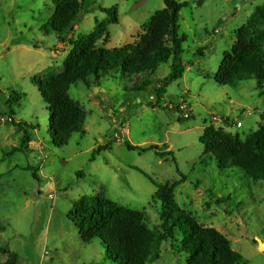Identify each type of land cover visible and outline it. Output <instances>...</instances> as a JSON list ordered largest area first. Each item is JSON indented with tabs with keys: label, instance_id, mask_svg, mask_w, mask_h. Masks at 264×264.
Segmentation results:
<instances>
[{
	"label": "rangeland",
	"instance_id": "1",
	"mask_svg": "<svg viewBox=\"0 0 264 264\" xmlns=\"http://www.w3.org/2000/svg\"><path fill=\"white\" fill-rule=\"evenodd\" d=\"M81 1L79 17L62 41L47 24L50 0H0V263L13 252L19 264H114L98 239L81 240L70 213L80 196L98 195L144 214L155 235L146 264H185L180 234L174 240L158 237L161 202L153 181L180 183L174 189L180 208L224 234L247 264H264V181L238 168H219L213 157L203 160L199 142L209 124L241 139L264 130V95L254 79L235 86L213 80L235 29L264 0H205L201 6L177 0L188 3L178 29L186 36L180 54L185 69L166 87L162 107L149 104L155 101L150 87L130 90L143 75H106L91 87L79 82L69 94L86 110L84 133H73L67 145L57 147L34 78L60 74L72 49L69 41L94 31H100L99 46L135 43L164 7L163 0ZM112 6L115 23L102 10ZM200 47L202 54L196 55ZM169 72L170 63L161 64L150 79ZM10 117L38 125L26 127L31 138L26 150L11 151L22 133ZM125 142L157 148L140 153ZM106 144L91 160L92 151Z\"/></svg>",
	"mask_w": 264,
	"mask_h": 264
},
{
	"label": "trees",
	"instance_id": "2",
	"mask_svg": "<svg viewBox=\"0 0 264 264\" xmlns=\"http://www.w3.org/2000/svg\"><path fill=\"white\" fill-rule=\"evenodd\" d=\"M50 1L53 11L47 24L58 34L59 39L65 41L72 24L79 17L82 1ZM204 1L197 0L196 6H201ZM163 2L164 7L151 16L135 43L114 48L99 46L100 31H94L86 39L80 37L69 41L72 49L60 74L34 78L33 83L46 103L53 145L63 147L68 144L73 133H84L86 110L69 94L70 88L79 82L91 87L93 84L99 85L101 78L106 75L119 73L124 78L127 75L133 78L143 75L130 90L142 91L150 87L155 101L149 104L162 107L161 100L166 87L180 78L185 69L180 54L186 36L179 35L178 29L180 11L188 5L185 1L177 0ZM102 10L108 14L111 23L117 22L116 6ZM99 27L106 30L103 23ZM234 35V43L230 50L223 52L218 69L213 74L214 82L221 86H235L240 81L254 79L260 95H264V2L254 7L245 23L235 29ZM202 49L198 48L196 55H201ZM168 63V75L152 81L150 76L161 64ZM164 107L170 109L167 105ZM9 119L22 133L19 146L13 147L11 151L26 150L31 141L26 127L35 130L38 125L16 123L11 117ZM199 142L203 148V160L213 157L219 168H238L253 180L264 181V130L241 139L209 124ZM108 146L106 144L94 149L91 160ZM125 146L140 153L157 148L150 146L142 149L129 142H125ZM156 154L162 156L165 153ZM152 183L156 187L155 197L161 202V232L158 237L161 240H174L178 232L179 248L187 255L185 264H247V260L232 248L224 234L213 226L200 224L179 207L174 199V189L180 183ZM70 213L75 216L72 220L81 240L89 243L98 239L114 264L147 263L155 235L148 228L142 212L124 207L104 196L82 195L73 202ZM156 258L157 253L153 260ZM0 264H19L16 253H8L6 260Z\"/></svg>",
	"mask_w": 264,
	"mask_h": 264
},
{
	"label": "crops",
	"instance_id": "3",
	"mask_svg": "<svg viewBox=\"0 0 264 264\" xmlns=\"http://www.w3.org/2000/svg\"><path fill=\"white\" fill-rule=\"evenodd\" d=\"M30 143V142H29Z\"/></svg>",
	"mask_w": 264,
	"mask_h": 264
}]
</instances>
